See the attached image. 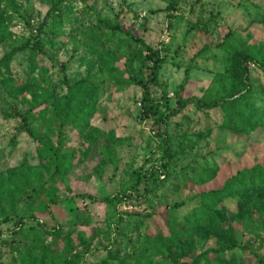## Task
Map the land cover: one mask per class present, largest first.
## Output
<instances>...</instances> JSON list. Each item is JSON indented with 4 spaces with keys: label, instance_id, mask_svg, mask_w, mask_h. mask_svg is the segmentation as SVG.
I'll use <instances>...</instances> for the list:
<instances>
[{
    "label": "trees",
    "instance_id": "1",
    "mask_svg": "<svg viewBox=\"0 0 264 264\" xmlns=\"http://www.w3.org/2000/svg\"><path fill=\"white\" fill-rule=\"evenodd\" d=\"M80 1L48 0L45 14L32 24L31 0H0V99L8 105L4 95L19 101L20 109L11 105L12 116L19 120L17 133L26 134L35 143L38 160L30 164L23 158L8 173L0 171V226L13 225L9 240L0 241V264H86V257L100 248L105 250V257L95 264H126L128 260L132 264H156V259L175 264H247L237 256L238 252H248L255 264H264V163L237 171L219 184L214 180L219 171L214 161L203 159L199 163L192 158L177 170L167 132L169 123L189 106L198 111L219 110L220 128L234 134L247 135L264 128V86L253 87L249 81L250 64L264 71L263 56L257 50L229 45L227 39L236 34L228 31L215 50L220 54L212 79L215 87L199 98H183L181 87L175 93L174 105L169 106L168 98L155 96L153 88L159 85V72L168 57L166 49L152 48L117 22L98 14L84 24L76 16ZM179 1L167 0L165 11L169 18L175 17L172 13ZM16 21L23 22L26 33L16 36L11 32ZM256 23L264 26V7ZM207 26L196 21L186 35L191 31L206 33ZM71 40L83 50L78 61L87 60L85 75L74 80L66 75L69 60L55 62L56 47ZM79 47L74 48L71 57L78 54ZM206 51L203 46L194 57ZM120 61L122 67L118 66ZM48 67H57L61 73L57 82L48 75ZM128 85L141 89L140 118L151 121L153 136L161 142L160 165L133 171L129 186L107 196L73 194L67 176L74 168L75 151L67 147L66 130L75 131L89 146L80 153L77 163L81 164L99 142L100 155L109 159L107 149L113 134L93 127L90 120L105 87L122 91ZM238 85V92L229 94ZM60 88H65L66 94H61ZM74 97L81 98L70 108ZM210 133L205 129L193 137L198 141ZM189 156L190 153L186 157ZM118 167L115 165L113 174ZM101 169L99 165L96 171ZM170 181L172 195L182 188H188L190 194L169 204L165 196L156 192ZM204 185L208 188L193 190ZM64 191L73 195L71 199L99 201L107 207L131 199L148 206L155 199L164 206L154 232L146 221L156 212H121L116 222L103 231L93 223L85 207L70 210V220L62 222L57 218L67 198ZM228 200L235 203L231 214L224 205ZM187 205L189 208L181 214ZM45 215L51 223L41 221ZM125 220L128 223L124 226ZM131 224L135 237L125 232ZM234 224L250 232L251 237L239 242ZM141 226L144 232L139 231ZM119 238L125 240L127 249L121 257L119 249L110 250ZM196 246L201 249L191 257ZM3 248L7 249V261L3 260Z\"/></svg>",
    "mask_w": 264,
    "mask_h": 264
},
{
    "label": "rangeland",
    "instance_id": "2",
    "mask_svg": "<svg viewBox=\"0 0 264 264\" xmlns=\"http://www.w3.org/2000/svg\"><path fill=\"white\" fill-rule=\"evenodd\" d=\"M23 1V0H19ZM48 0H31L34 10L32 24L41 20L45 14ZM167 0H81L76 7V16L84 24L94 19V14L100 15L111 22H117L124 31L140 37L143 41L157 50L166 49L168 57L159 72L158 86H154L155 96L164 95L168 98L169 106L174 105L175 93L183 87L181 96L201 97L210 89L215 87L212 81L217 61L220 54L216 53V46L222 37L232 31L236 35L230 36L227 43L236 49L257 50L264 58V26L256 23L262 17L264 0H180L176 10L172 13L175 17L169 18L165 7ZM207 23L208 32L191 31L186 35L187 30L196 22ZM171 22V23H170ZM11 32L16 36L25 32L23 22L16 21L11 27ZM67 32L68 27H65ZM76 40H80L79 35ZM73 36V37H74ZM207 51L200 56L194 57L203 47ZM79 47L76 41H69L62 47H56L55 62H66L69 60L66 75L71 79L83 77L86 73L87 60L79 62L77 57L83 54L79 47L78 54L73 56L74 48ZM58 49V50H57ZM216 53L215 58L212 54ZM2 50L0 49V56ZM122 62L118 63L122 67ZM48 62H46L47 64ZM49 66V65H47ZM48 75L55 82L61 77L58 68L48 67ZM145 76V74L143 73ZM249 81L253 87L264 86V71L254 64L249 66ZM241 86L230 89L229 94L238 92ZM65 88H60L61 94H66ZM10 105L0 99V171L7 170L20 164L26 158L30 164H37L35 143L24 133H17L19 120L12 116V106L21 108L19 101H13L4 95ZM81 97H74L70 108H73ZM141 89L138 86L128 85L124 90L117 91L116 88L103 89L100 95L96 113L90 120V124L104 132H111L113 140L110 143L107 153L109 159L100 155L102 142L97 143L83 162L81 152L89 146L79 138L75 131L66 130L67 147H72L74 152V168L67 176V183L73 194H89L96 198L115 193L122 188L129 186L133 171L140 168L146 170L151 166H159L161 142L153 136L150 129V120H141V107L139 105ZM221 113L217 109L210 111H198L194 106L187 107L181 115L175 117L168 126V134L171 140L172 153L175 154L174 163L177 170L185 166L192 158L201 163L203 159L214 161L219 167L216 183H221L225 177H230L235 172L251 167L252 165L264 163V128H257L247 135H238L221 129L219 124ZM210 129L211 133L206 138L196 141L193 134ZM103 141V140H102ZM192 147V150L190 147ZM190 156L187 158V154ZM195 157V158H194ZM189 160V161H188ZM101 171H96L98 166ZM119 165L118 170L113 174V168ZM195 166L194 164H192ZM173 182L167 183L163 189L156 193L165 196L169 204L175 200L185 199L190 194L188 188H182L175 195L171 194ZM205 189L208 185L194 187ZM67 198L60 205L62 214L57 218L64 222L68 218L70 210L75 207H85L93 220V223L103 231L108 230L109 224H114L121 212L153 213L148 222L149 229L154 232L158 215L162 212L163 203H156L148 206L143 201L131 199L116 203L115 206L107 207L102 202H91L88 199L73 196L67 191ZM225 207L231 214L235 210L233 200L225 201ZM191 206V205H190ZM189 208V205L181 210V214ZM59 213V212H58ZM57 213V214H58ZM125 218L124 215H121ZM42 222L51 223L47 216L41 217ZM128 222H123V225ZM125 227L126 234H133L134 227ZM13 225L5 223L0 226V241L9 240V233ZM235 236L239 242L251 237L250 232L234 224ZM144 232V227L139 228ZM264 234V233H263ZM113 237V236H112ZM211 244V241L207 246ZM257 243L255 244V246ZM126 242L119 238L110 250L119 249V257L123 256ZM201 248L194 247L191 250V257L197 254ZM7 249H2L3 260L7 261L9 256H4ZM105 250L98 249L86 257V264H95L105 257ZM237 255V254H236ZM247 264H255L254 257L248 252L237 255ZM156 264H175L169 261L155 260ZM128 260L126 264H132ZM117 264V261L112 262Z\"/></svg>",
    "mask_w": 264,
    "mask_h": 264
},
{
    "label": "built area",
    "instance_id": "3",
    "mask_svg": "<svg viewBox=\"0 0 264 264\" xmlns=\"http://www.w3.org/2000/svg\"><path fill=\"white\" fill-rule=\"evenodd\" d=\"M140 105V104H139Z\"/></svg>",
    "mask_w": 264,
    "mask_h": 264
}]
</instances>
